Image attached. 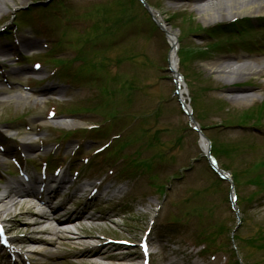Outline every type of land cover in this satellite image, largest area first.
<instances>
[{
    "label": "rangeland",
    "instance_id": "1",
    "mask_svg": "<svg viewBox=\"0 0 264 264\" xmlns=\"http://www.w3.org/2000/svg\"><path fill=\"white\" fill-rule=\"evenodd\" d=\"M35 1L47 7L44 4L51 0H0V30L3 29L0 55H4L6 61L0 62V179H6L9 171L16 170L13 161L24 163L29 172L41 178L40 171L45 169H40V164L46 158L58 161V155L69 153L65 150L67 144L83 141L84 152L74 159L75 162L60 160L63 173L75 179L71 176L77 175L76 170H80V176L88 177L103 172L95 176L102 180L100 187L85 188L78 196L63 193L55 199L56 204L66 202L64 213H84L90 217L78 221L72 228L92 235L81 237L83 245L59 246L55 250L60 257L57 264H78L71 252L103 242L107 245L102 249L103 254L109 256L103 264H141L137 245L146 231H149L153 252L152 264H227L231 257L224 248L231 251V247L235 251L233 257L241 264H264V8L260 6L261 15L226 20L255 18L249 32L222 39L223 43L238 41V45H228L227 50H212L221 42L220 37H211L202 29L225 21L206 22L199 8L216 0H147L150 7L159 12L167 28L177 35L181 51L195 53L188 67L180 68L190 74L186 76L187 99L195 110L193 116L202 133L213 141L220 168L231 175L230 183L217 180L207 166L200 136L190 130L189 119L175 95L172 74L162 71L168 66L165 61L170 49L168 40L164 33H152L146 28V16L138 6L135 16L127 5L136 19L129 25L127 38L107 53L114 65L124 50H131L137 56L112 69L113 73L123 75L111 77L115 78L117 102H122L119 107L123 109L119 111L129 113V117H120L109 137L123 130L121 137H129V145L122 152L126 154L124 157H138L136 152L143 150L141 158L153 160L157 153L156 165L147 172L133 170L134 166L124 169V161H119L106 172L107 166H100L94 156L89 157L109 140L108 136H98L96 131L87 136L74 134L60 153L54 152L53 144L61 132L101 125L116 100L107 102V98L99 96L95 88L98 82L91 84L90 79L85 78L78 84H66L67 79L52 75L54 63L44 59L43 63H49L37 61L50 51L53 56L55 54L54 58L74 59L76 53L71 49L69 32L81 31L91 24L84 15L93 6L108 5L114 0H65L69 13L65 15L61 9L57 12L66 21L62 27L48 11L44 12L45 17H36L33 11L28 15L23 13L26 19L21 12L22 19L12 22L19 8H27ZM17 22L19 27L14 24ZM60 40L62 47H59ZM219 62L239 67L254 65L263 73L241 77L232 86L230 80L209 69ZM77 66L78 62L72 65L74 69ZM119 85L122 87L118 88ZM241 97L256 100L240 103L237 98ZM72 107L85 108L86 113L68 115ZM135 116L139 117L133 120ZM141 126L148 130L146 136L141 133ZM7 129L12 131L11 135ZM6 135L8 141H4ZM150 135L157 137L154 150L145 147ZM24 144L34 146L26 152ZM137 173L139 178L134 175ZM232 184L239 197V212L232 210L228 199ZM83 185L85 183L78 184L71 192ZM160 185H164L166 197L154 193V189L160 192ZM18 210L0 216L9 220L14 247L19 250L22 246L15 239L28 232L26 223L20 224L13 219ZM45 210L52 214V210ZM173 216L181 217L184 222L176 231H170L165 225ZM168 232H174L175 236ZM201 233L214 234L215 248L219 246L223 250L214 254L199 253L193 239ZM101 236L127 240L131 247L117 251L118 247L100 239ZM12 252L2 253L0 264L54 263L39 254L27 253L22 255L24 259L18 254L9 257Z\"/></svg>",
    "mask_w": 264,
    "mask_h": 264
},
{
    "label": "bare ground",
    "instance_id": "2",
    "mask_svg": "<svg viewBox=\"0 0 264 264\" xmlns=\"http://www.w3.org/2000/svg\"><path fill=\"white\" fill-rule=\"evenodd\" d=\"M260 6L264 8V0H216L201 5L199 10L206 22L213 23L216 21H226L233 17L261 15L262 10ZM166 29L172 45L171 65L178 68V64L176 63L178 37L169 28L166 27ZM209 69L226 78V80H230L231 83L229 84L232 86L237 84V79L241 77L256 76L263 73V70L254 65L248 64L239 67L230 62H219L210 65ZM180 97L183 100L186 98L182 90L180 91ZM237 100L240 103H250L256 99L254 97H241L237 98ZM201 145L204 150H208L206 140L202 139ZM33 146V144H25L26 152H30ZM38 186V182L32 184L30 189L21 195L14 192H5V194L0 195V215L19 209V213H15L13 219L20 224L26 223L28 233L26 236L18 237L16 239L17 242L23 246V249L29 248L27 249V253L42 255V257L51 259L54 262L52 264H57V260L60 257L55 250L59 246L71 247L76 244L83 245L84 242L81 237L92 236L85 230L76 232L72 228L79 220L89 219L90 217L84 213H64L66 203L55 205L51 197H41L38 192ZM45 208H51L52 214H47ZM38 227H44V229L38 231L36 230ZM100 247L98 245L94 248L78 252L74 251L71 252V255L79 261L78 264H103L109 256L103 254ZM120 259H123V257Z\"/></svg>",
    "mask_w": 264,
    "mask_h": 264
},
{
    "label": "trees",
    "instance_id": "3",
    "mask_svg": "<svg viewBox=\"0 0 264 264\" xmlns=\"http://www.w3.org/2000/svg\"><path fill=\"white\" fill-rule=\"evenodd\" d=\"M153 148H154V146H153ZM146 160V159H145ZM142 161H144V159H142ZM145 163H147L146 161H144V162H141V166H143V168H149L150 167V165H148V164H145Z\"/></svg>",
    "mask_w": 264,
    "mask_h": 264
}]
</instances>
